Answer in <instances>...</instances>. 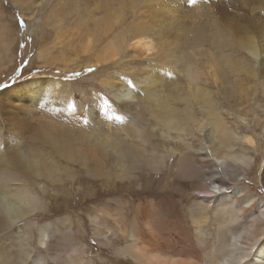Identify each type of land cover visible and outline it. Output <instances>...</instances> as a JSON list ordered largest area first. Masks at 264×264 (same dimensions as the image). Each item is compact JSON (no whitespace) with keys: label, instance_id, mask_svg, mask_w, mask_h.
Wrapping results in <instances>:
<instances>
[{"label":"bare ground","instance_id":"1","mask_svg":"<svg viewBox=\"0 0 264 264\" xmlns=\"http://www.w3.org/2000/svg\"><path fill=\"white\" fill-rule=\"evenodd\" d=\"M15 1L22 12V16L31 18L28 14L32 15L34 13L35 6L29 3L28 5L33 8L28 10L26 8L28 5L23 8V1L25 3H28V1ZM51 1L53 0H44L43 6L48 4L51 6L52 11L50 14L53 17L48 26L53 27L58 38H60V35L58 36L59 31L63 30L62 25L67 23H81V26L88 25L87 22L82 20L84 14L80 13L81 11H78V8H75L77 0H62V2L60 1L61 4L56 2L52 4ZM200 1L191 0L190 8H187L183 0H99L96 5L97 10L98 13L102 12V15L103 13L104 15H101L103 18H98V21H101L103 26L96 27L91 31L92 34H90L88 42H85L81 50H85L84 53L87 54L84 61L92 62L87 65L91 64L96 68L95 73H91L92 75L89 78H95L100 75L99 72H103L104 79L100 81V84L104 86L106 93L120 104L126 117L130 116L129 119L132 118L126 127H119V131L121 135L126 133L125 137L128 134V136L138 139V148L130 146L131 143L129 145H126V142L121 144L116 137L120 135L115 131L118 130L115 129L117 127L114 128L110 124L107 125L109 131L102 129L106 125L99 114L92 112L89 116L94 121L93 125H99L101 128L99 130V127H97L98 132L90 134L94 131L92 130L90 133H86L88 128L85 126L87 128L86 132L83 131L84 127L80 128L79 131H75L76 129L72 128L73 125L49 124L42 129L44 132L31 139L33 145L28 147L29 150L24 149L23 154L12 150L9 158L6 154L2 156L1 158H4L0 161V233L6 235L0 236V264L4 260H7L8 264L22 263L26 260L31 261L30 264H264V200L257 199L255 201L253 196L248 195L245 201H241L242 205H240L237 194L232 191L230 186L231 182L238 183L241 175H246V171H244V174L240 173L242 169L248 170L251 168L252 162L247 155L242 158L235 157L234 162L217 159V162H213L215 169H209V171L212 170L211 174H214L209 178L213 184L203 188H194L193 192L197 193L198 198L195 197L192 202H190L192 199L189 196L181 198L182 216L180 218L185 223H192L189 225L192 231L191 235L188 233H183V237H171L169 235L168 239L166 236H162L159 232L162 229L159 223L165 217H168L169 213L165 209L163 210L162 199L158 200L152 197L147 198L145 204L142 202L135 204V216L131 220L128 219L129 224L121 217L118 218L110 212L109 204L99 208L98 214L96 213L95 216L90 215L89 228H91L93 238L101 247H108V249L101 248L95 254L91 253L90 255V249L88 250L85 243L82 244L81 249L73 245L68 251L55 250L54 248L57 246L54 247L53 232L50 231L51 225L43 226L40 229L39 246L45 248L46 256H36L35 259H32L24 249L18 250L15 248L16 251L12 255L9 254L10 252L8 253V248L6 249V244L13 241L10 229L17 224H23L25 230H31L32 233L29 231L30 234L33 238H36V233L32 230L36 226L33 217L46 210V205L42 200L32 196L30 192L24 194L21 186L13 192L8 189V186L25 182L41 191L44 190V186H39V180H44L46 183H50L51 186L57 183L62 185L64 183L62 172L67 176L70 168L63 166L61 159L68 162L69 166H72L74 162L80 163L83 169L92 172V175L97 176V178L101 175L104 177L106 168L102 165V162H108L110 165L112 164L111 167H117L124 177H133L136 180L128 186V189H133L139 194L145 189L138 190L144 184L132 186L135 183H140L141 177L137 176L136 173L141 172L144 175L150 170L162 173L167 169L166 174L172 175V170L167 164L169 157L165 155L162 149L157 152V147L159 149L158 142L155 144L151 141V138L155 136L154 133L157 132L152 125L156 123L159 131H163L157 133L156 137L166 136L165 134L168 135L170 131H175L181 137L188 135L194 129L192 128L194 123L199 120V117H195V114H197L195 112L196 105L202 107L201 113L205 126H211L215 132L209 131L204 136L210 142L211 152H218L217 154L222 155L226 148L231 146L232 137L226 131L223 119L220 117V112H218V106L213 101V93L197 84L196 74L192 72L191 66L188 65L192 63L193 59L189 58V50L186 48L191 47L194 52L202 55L204 54L202 51L206 50L201 49L199 51L198 49L201 46H211V49L220 52L222 61L228 62L225 68L236 77L240 75L244 67L239 65L242 60L234 59L231 55L235 56L239 55L240 51H248L251 56H259L257 69L253 73L255 77H258L256 81L260 77L264 82V0H247L248 11L243 16L235 13L232 18L229 15L231 7L237 9L239 1L235 3V0H214L211 4H206L205 0ZM201 4L204 5L200 9ZM142 8L143 11L140 12V16L145 15V18L129 27L127 11H132V9L139 11ZM242 8L244 9L243 4ZM23 10H27V13ZM213 13L220 14L221 17L213 16ZM195 15H197L198 21L192 24ZM222 17L224 20H219ZM236 19L239 21L236 22ZM0 24L2 23L0 22ZM136 25L140 28H136ZM48 26L46 25V27ZM2 27L11 32V29H8L10 27L8 22L4 23ZM46 27H38L42 35L46 33L44 31ZM0 32L3 31L0 30ZM15 32L17 31L15 30ZM72 33L74 32L72 31ZM2 34L6 36V34ZM154 41H156V44ZM41 42L36 59L41 62L44 61L43 63L46 64L51 58L53 59L52 54L56 49V43L54 47H46L45 36L43 40L41 38ZM4 44L6 46L10 45V40H8V45L5 41ZM234 45L235 47L239 45V48L236 47V52L229 53L228 51ZM0 50V58L3 60L6 50L3 48ZM127 50L132 52V55ZM137 50H140L139 54L135 53ZM7 52H5V57H7ZM67 54L70 53L67 52ZM143 58L150 61V64L145 63L146 60L142 63L138 62L139 59ZM215 58L216 56L209 52L207 60L211 62V69L214 74L221 73L215 77V82H220L221 89L224 91L223 97L228 100L241 98L238 95L233 97L229 94V91L225 90V87L229 84V74L224 68L221 69L218 66L220 61ZM151 61L157 62L156 65ZM115 64L120 67L119 73L129 75V79L122 76L116 79L112 78V73L108 70ZM153 65L158 67L155 68ZM171 71L182 73L187 77L188 84L185 87L187 88L188 98L184 86L173 82V77H170L172 76ZM129 81H132L134 88L138 85L143 87L142 95L144 97L141 94L140 97L139 93L134 92L129 87ZM27 84L31 87L30 90L35 92L38 97L43 98L42 101L46 105L51 104L49 106L54 107L59 105L63 99L54 96L55 92L53 90L59 85L54 78L47 77L45 80L37 78V80L28 81ZM36 89L41 93H37ZM49 93L51 94L48 95ZM249 96L245 94V101L250 102L251 111L255 112L259 108L264 111V104L251 103L252 100L255 101V98L250 99ZM139 101L144 102L141 104H145V108L143 110L140 108V111L136 112L133 109L134 106L131 105ZM238 101L236 100V103ZM245 101L242 99L238 104L244 105L246 104ZM62 104L64 103L62 102ZM29 113L32 117H39L37 113H34V110ZM91 120L89 121L91 122ZM250 122H255L254 126L256 127L260 124L263 125L262 120L258 117ZM90 125L92 124L90 123ZM244 139L251 146L256 145L255 140L250 135H246ZM36 142H40L42 146L36 147ZM166 143L168 144L167 141ZM180 144L181 149H186V152H182L178 159L180 167L178 173L184 178L195 182L204 167L197 166L193 162L192 156L189 155V147L183 143ZM133 148H135V151H132ZM199 154L205 161H209L212 156L208 152ZM99 157L101 160L97 159ZM205 175L208 176L206 173ZM33 176H36L37 179L34 180ZM89 186L91 187V185ZM172 188H175V183H171V181L166 183L164 190H167V192L162 193L164 194L163 198L173 195L172 191H168ZM129 203L132 202L129 201ZM254 204L256 205L254 211L248 215V206L249 208L254 207ZM130 211L132 210L130 209ZM67 220L70 226L66 228V231H71L73 237L76 234L73 233L72 225H74V222L70 217H67ZM207 222L212 224V229L207 226ZM19 239L18 241L23 238ZM18 243L21 244V242ZM120 243L121 245H119ZM6 253L9 254V257Z\"/></svg>","mask_w":264,"mask_h":264},{"label":"rangeland","instance_id":"2","mask_svg":"<svg viewBox=\"0 0 264 264\" xmlns=\"http://www.w3.org/2000/svg\"><path fill=\"white\" fill-rule=\"evenodd\" d=\"M26 1H28V3H25L23 1L24 3L23 8H25V6H27L29 3H32L33 6H35L36 8V10L34 8V13L32 15L28 14V16H30L31 18L28 17L25 18L22 16L21 14L22 12L15 0H0V22L2 23L0 24L1 25L0 30L3 31L0 32V49L3 48L6 50L5 52L7 51L9 52V55L7 52V57H5L6 53L4 52L3 60L0 58L1 60L0 61L1 62L0 63V161L4 158L1 157L4 156L5 154L9 158L12 150H15V152H19L20 154H23L24 149L27 150L28 147H32L33 143L31 139L33 137H36L39 133L44 132L42 129L46 128V126L49 124L54 125L56 123L59 126L60 125L62 126V124L73 125L74 127L72 128L76 129L75 131H79L80 128H83L85 126L88 128V130L85 127L83 128V131L86 132L87 130L86 133H90V131L92 130L94 131H92L90 134L98 132L99 130H101V128L99 127V125L96 126L93 125L94 121H92L89 116L92 114V112L97 113V115L99 114L102 121L106 125L102 129L109 131V127L107 125L112 124L114 128L117 127L115 129L118 130L115 131H117L120 134L119 127H123V126L126 127V125L129 124L132 118L129 119L130 116L126 117L124 110L122 109V107H120V104L117 103L116 100L112 99L106 93L104 86L100 84V81L104 79L103 72H99L100 73V75H98L99 77L97 76L95 78L93 77L91 79L89 78L92 75L91 73L93 74L95 73L96 68L91 64L87 65L92 62L88 63L84 61L87 54L84 53L85 50H81V47H84L85 42H88L90 38V34H92L91 31H93V29H95L96 27L103 26V23L101 21H98V18H103L102 16L104 15V13L102 15V12L98 13L96 5L99 3V0H81V1L77 0L75 2L76 5L75 8L76 9L78 8L77 10L81 11L80 13L84 14V18L82 20L87 22L88 25L81 26L80 25L81 23H67L66 25H62L61 27L63 30L59 31L58 33V36L60 35V38L57 37L56 31L53 30V27L48 26V24L51 23L53 17L52 14H50V12L52 11V9L50 8L51 7L50 4L43 6L44 0H26ZM60 1L62 2V0H55V1L53 0L51 1V3L54 4L56 2L57 4L59 3L61 4ZM205 1L206 4H211L214 0H205ZM190 2L191 0H183V3L187 8H190ZM199 2L201 1L199 0ZM237 2H238L237 9L233 8V6L231 7V11H230L231 13L229 14L231 18L235 16V13H239L241 16H243L244 13L248 11V6L246 5L247 0H235V3ZM242 4L244 6V9L242 8ZM203 5L202 4L200 5V9L203 7ZM26 8H28L29 10L30 8L33 7L31 5H28V7ZM26 11L27 10H23V12L27 13ZM142 11L143 8L140 9L139 11L134 9H132V11L130 10L127 11L129 27H132L134 23L137 24L139 21L141 22L142 19L145 18V15L140 16L141 15L140 12ZM85 12H88L89 14L88 13L86 14ZM196 16L197 15L193 16L192 24L195 21H198V17ZM213 16L221 17L220 14H215V13H213ZM94 17L95 19H93ZM37 19L39 25L37 23ZM219 20H224V18L222 17ZM238 21L239 20L236 19V22ZM6 22H8L10 26L8 27V29H11V32L10 30L9 31L5 30L2 27ZM74 24H78V25H74ZM46 25L48 27H46ZM41 26L46 27L47 29L44 30L46 33H43V35L42 33H40L38 28ZM137 27L138 26L136 25V28ZM15 30L17 32H15ZM75 30L77 31V33ZM65 31H70V32H65ZM72 31L74 33H72ZM82 31L85 35V39ZM2 33H4V35L6 34V36H3ZM44 36H45L46 47L49 46L54 47L56 43V49L52 54L53 59L51 58L49 60L50 63L48 61V63L46 64L43 63L44 61L41 62L36 59V54L39 51L38 48L42 43L41 38L43 40ZM8 40H10L11 47L10 45H8ZM4 41L8 46L4 44ZM154 42L156 44V41ZM236 47L239 48V45H236ZM236 47L234 45V47L228 52L229 53L236 52L237 51ZM186 49L189 50L188 51L189 58L193 59L192 63L188 65L191 66L192 72L196 74L195 76L196 79L198 80L197 84L200 85L203 89H208L209 92L211 91V93H213L212 94L214 99L213 101L215 102V105L218 106V112H220V117L223 119L226 131L228 132L229 136L232 137L231 146L227 147L226 151L222 153V155L217 154L218 152L215 153L211 152L210 142H208V140L205 139L206 137L204 136L209 131H212L213 133L215 132L213 131L214 129L211 128V126L209 125L205 126V121L201 113L202 107L201 106L197 107L196 105L195 112L197 114H195V117L197 118L199 117V120H197L194 123V125L192 126V128L194 129H192L191 133H188V135H184L183 137H181L178 134H176L175 131H170L168 135L165 134L166 136L156 137L157 133L159 132L162 133L163 131L162 130L159 131L156 123L152 125L155 131L157 132L154 133L155 135L154 137L150 135L152 137L151 141L153 143L155 142V144L156 142H158L157 145H159V149L157 147L156 149L158 150L157 152L161 151L160 149H162L165 155L169 157L167 159V164L169 168L172 170L171 171L172 175L166 174L167 169L162 173L153 172L151 170L147 171L146 173L147 176L146 174L144 175L141 174V172L136 173L137 176L141 177L140 183H135L132 186L144 184L143 187L139 188L138 190L145 189V191L140 192L139 194H137L133 189H128V186H130L136 180L133 179V177H129V178L124 177L121 174L122 172L119 171L117 167L114 166L111 167L112 164L110 165L108 162L107 163H105L104 161L102 162V165L106 168L105 169L106 174L103 175L105 178L102 177V175L97 178V176L92 175L93 174L92 172L90 173L87 171V169L85 168L83 169L80 163L74 162L72 166H69L68 162H66L64 159H61L60 160L61 164L67 168H70L67 176H65L64 172H62V178H64L63 179L64 183L62 185L61 184L59 185V183H57L56 185L51 186L50 183H46L44 180L41 181L39 180L38 181L40 182L39 186L40 187L44 186V190L41 191H39L37 187L34 186L31 187V185L25 182H22V184L16 183L8 186V189L11 192L17 191V189L20 188L21 186V188H23L24 194L26 192H30L32 196L39 198L46 205V210L42 211L41 213L33 217L34 222H36V226L32 230L36 233V238H33L32 234H30V232L32 233L31 230L28 231L25 230L23 224L21 225L17 224L10 229V231L12 232L13 241L6 244L7 245L6 249L8 248L7 251L8 253L10 252L9 253L10 255L14 254V252L16 251L15 248H17L18 250L19 249L26 250L27 253L32 257V259H35L36 256H44L46 254L45 248L39 246V238H40L41 227L47 225H51L50 231L53 232L52 239L53 242H55L54 247L57 246L56 248H54L55 250L68 251L72 248L73 245L81 249L83 243H85L88 246V250L90 249L89 250L90 255L91 253L95 254V252L99 251L101 248L108 249V247H101L100 245H98L96 240L93 238L91 228H89L90 227L89 216L90 215L95 216L96 213L98 214L99 208L109 204L110 212L118 216V218L121 217V219H124L125 222L129 224V220H131V218L135 216V212H134V208L136 207L135 204H138L140 202L145 204L147 202L146 199L152 197L158 200L162 199L161 201L163 203V210L165 209V211L169 213L168 217H165V219L161 220V222L159 223L161 224L162 227V229H160L159 231L162 236H166L168 239V237H170L169 235H171V237H177V236L183 237L184 236L182 235L183 233H188L189 235H191L192 231L189 225H191L192 223L191 222L185 223L180 218L182 216L181 198L184 196L185 197L189 196L192 199L190 202H192L195 200V197L198 198L197 193L193 192L194 188L197 189L203 188L205 186L213 184V182L209 178L212 175H214L211 174V171L215 169V165L213 164V162L214 161L217 162V159H221L222 161H226V162H234L235 157L242 158L245 155H247L250 161L252 162L251 168H249L248 170L242 169L240 173L244 174V171H246V175L245 176L241 175L239 177L238 183L231 182L230 185L231 189L232 191L235 192V194H237L238 202L240 205H242L241 201H245L248 195L253 196L255 201L257 199L264 200V180H263L264 115H261L264 114V111H262V109L260 108L258 109L259 111L258 110H256L255 112L251 111L252 107L250 106V102L245 101V94H247L250 95L249 96L250 99L255 98V101L252 100L251 103L256 102L261 105L264 104L263 79L259 77V80L256 81L258 77H255V74L253 73L257 69V64L259 63L257 59L259 58V56H255V57L251 56L248 53V51L246 52L240 51V54L235 56L231 55L232 57H234V59L242 60V62L239 63V65L244 67L240 75L236 77V75L231 74L229 70L225 68V65L228 64V62L222 61L223 59L222 57H220L221 56L220 52L214 51L213 49H211V46H201L198 49L199 51H201V49L206 50L204 52L202 51V53H204L202 55L194 52L191 49V47ZM66 51L70 54H67ZM139 51L140 50L134 52L136 54H139L140 53ZM127 52H129L130 54L132 53L129 50H127ZM209 52L213 53L216 56L215 59L220 61L218 66H220L221 69L224 68V70L229 74L228 76L229 84H227L225 90L229 91V94L233 97L237 95L240 96L242 99H244L246 104L244 105L238 104L239 101H242L241 98H237L235 100L232 99L228 100L225 97H223L224 91L221 89L220 82L219 81L215 82V77L219 76L221 73L214 74L213 70L211 69V62L207 60V58L209 57ZM55 58H57V60H55ZM9 60H11V62H9ZM145 60H146L145 58L139 59L138 62L142 63ZM145 63L150 64V61L146 60ZM151 63L156 65L157 62L151 61ZM157 67L158 66H155V68ZM108 72L112 73L113 79H116L121 76L125 79H129L128 78L129 75L119 73L120 67H118L116 64L112 65L111 69L108 70ZM171 73L172 76L170 77L171 78L173 77L172 78L173 82L179 85H183L184 90L187 92V88L185 87V85L188 84L187 77H185V75H183L182 73L179 74V72L173 73L171 71ZM180 76L182 78L181 81H180ZM47 77L54 78L55 80L58 81L59 85L56 86L55 90H53L55 92L54 96L56 95L55 97H62L64 99L61 100V103L59 105H56L54 107L49 106L51 104L46 105L45 103H43L42 101L43 98L38 97L35 92L30 90L31 87L29 86V84H27L28 81L37 80V78L38 79L41 78L42 80H45ZM205 82L208 84H206ZM258 83L260 84V86ZM129 87L132 90H134V92L139 93L138 95L140 97L143 94V87L138 85L137 86L138 88L136 86L134 88L132 81H129ZM20 88H24V89H20ZM36 91L37 93H41L37 89ZM50 94L51 93H49L48 95ZM142 97H144V95H142ZM186 97L188 98V92L186 94ZM236 100L239 101L236 103ZM62 102L64 104H62ZM138 103L131 105L132 107L134 106L133 109H135L136 112L140 111L139 110L140 108H142L141 110L145 108V104L143 105L141 104L144 102L139 101ZM93 108H95L96 110H94ZM90 109L91 112L89 113ZM33 110L34 113H37L39 115V117H32L31 113L29 112ZM257 117L262 120L263 125L260 124L256 127L254 126L255 122L249 123V121L254 120ZM245 118H247V120H245ZM89 120H91V122ZM90 123L92 125H90ZM97 127H99V130ZM200 127H202V129H200ZM125 135L126 133H122V135L121 134L119 135L120 137L116 135L115 136L119 139V142L121 144L126 142V145H129L131 143L130 146L132 147L136 146V148H138L139 145V142L137 141L138 139L132 138L128 136V134L125 137ZM246 135H250L251 137H253L256 145L251 146L250 143L246 142L245 141L246 139H244ZM167 138L169 139L167 140ZM120 139H122L121 140L122 142L120 141ZM166 141L168 142V144L166 143ZM39 143L40 142H36L35 146L36 147L42 146L41 143L40 144ZM132 143L135 145H133ZM160 143L162 144L160 145ZM180 143H183L189 147V148L187 147L188 152L189 155L192 156L193 162L201 168L204 167L202 168L201 173L199 174V178L196 179L195 182L184 178L182 175H179L178 173L180 168L178 159L180 155H182L181 154L182 152H186V149L185 150L181 149ZM123 145L125 146V144ZM132 151H135V148H133ZM202 152L210 153L212 155V156L210 155L211 159L209 161H205V159H202L199 154ZM92 153H94V151H92ZM97 159L101 160L100 157ZM209 169L212 170L209 171ZM205 173L208 176H206ZM119 174L121 175V177ZM35 179H37L36 176L34 177V180ZM169 181H171V183H175V188L168 190V191H172L171 193L173 195L168 196L167 198H163L164 194L162 193L167 192V190H164V186ZM89 185H91V187ZM129 201H131L132 203L130 204ZM255 207H256L255 204L254 207L249 208L248 206L247 214L250 215L251 212L254 211ZM130 209L132 211H130ZM67 217L72 218L74 222V225H72L73 233L76 234L73 235V237L71 231H66L67 230L66 228L70 226L69 223H67L68 221ZM207 223H208L207 226L211 228L212 224L210 222ZM64 232L66 233V235H64L65 234ZM2 235L5 236L6 234L0 233V236ZM19 238L20 239L23 238V239L20 240ZM18 239L20 241H18ZM18 242H21L22 245L19 244ZM20 245L21 247H19ZM119 245H121V243ZM8 253H6V255L9 257ZM7 262H8L7 260H4L2 264H8ZM25 263L30 264L31 261L26 260L25 262L22 263L16 262L15 264H25Z\"/></svg>","mask_w":264,"mask_h":264}]
</instances>
